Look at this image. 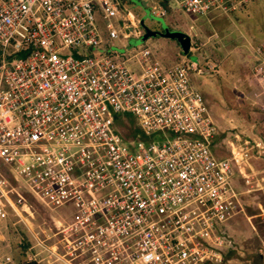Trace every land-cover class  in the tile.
Returning a JSON list of instances; mask_svg holds the SVG:
<instances>
[{
    "label": "built area",
    "instance_id": "built-area-1",
    "mask_svg": "<svg viewBox=\"0 0 264 264\" xmlns=\"http://www.w3.org/2000/svg\"><path fill=\"white\" fill-rule=\"evenodd\" d=\"M132 1L0 0V229L27 227L26 262L223 264L227 224L247 218L239 179L251 178L253 148L216 155L201 66L108 48L140 36ZM138 1L154 17L176 7L207 20L248 3ZM256 54L264 76V48ZM125 118L138 134L119 129ZM32 199L48 228L33 227ZM18 263L0 253V264Z\"/></svg>",
    "mask_w": 264,
    "mask_h": 264
},
{
    "label": "rangeland",
    "instance_id": "rangeland-1",
    "mask_svg": "<svg viewBox=\"0 0 264 264\" xmlns=\"http://www.w3.org/2000/svg\"><path fill=\"white\" fill-rule=\"evenodd\" d=\"M131 8L139 14L147 30L140 25L136 30L140 36L122 38L115 44L111 41L108 48L125 60L147 49L167 65L183 59L198 63L206 74L196 75L194 82L206 97L217 124L216 155L228 157L231 143L250 141L251 163L255 171H264V149L256 148V143L264 146V76L254 72L256 51L264 48V0H248L243 11L217 15L212 20L197 18L176 7L165 19L154 17L138 0L132 1ZM157 31H173L176 40L151 36V32ZM117 125L128 137L136 135L138 126L134 119H120ZM256 183L252 174L250 180L239 181L241 190L246 191L248 215L257 214V203L264 200L256 191ZM31 202L37 211L33 227L37 231L40 227L48 228L49 223L44 222L49 220L48 213L38 201ZM224 236L233 244L226 251L223 264H264L262 218L249 221L246 216H239L227 224ZM24 244H31L25 225L0 229L1 254L14 262L23 260Z\"/></svg>",
    "mask_w": 264,
    "mask_h": 264
},
{
    "label": "crops",
    "instance_id": "crops-1",
    "mask_svg": "<svg viewBox=\"0 0 264 264\" xmlns=\"http://www.w3.org/2000/svg\"><path fill=\"white\" fill-rule=\"evenodd\" d=\"M247 173L249 174L250 171L247 170ZM251 174H252L253 177H255L257 179V182L261 184V187L264 188V182L262 181V179H264V177H261V174H264V171H260V172L259 171H255V167L253 165V172H251L249 175L251 176ZM239 181H241V179H239ZM256 191L259 194H261L262 196H264V190L263 191H259L258 189H256ZM259 203H261L264 206V200L263 199L260 202H258L257 204H259ZM246 211H247V208H246ZM257 211H258L257 214H252V215H248L247 214V219L249 221H251L253 218L254 219L260 218V216H259V213H260L259 208H257Z\"/></svg>",
    "mask_w": 264,
    "mask_h": 264
},
{
    "label": "water",
    "instance_id": "water-1",
    "mask_svg": "<svg viewBox=\"0 0 264 264\" xmlns=\"http://www.w3.org/2000/svg\"><path fill=\"white\" fill-rule=\"evenodd\" d=\"M140 4L142 5V7H144L145 9H147V4L145 1H141ZM141 26H143L146 30H147V26H145L144 21L141 22ZM130 30L132 31V29L130 28ZM167 30V29H166ZM151 36H161V37H165V38H170V39H175L176 40V36H175V32H171V31H165V32H151ZM206 72L201 71V75H205Z\"/></svg>",
    "mask_w": 264,
    "mask_h": 264
},
{
    "label": "trees",
    "instance_id": "trees-1",
    "mask_svg": "<svg viewBox=\"0 0 264 264\" xmlns=\"http://www.w3.org/2000/svg\"><path fill=\"white\" fill-rule=\"evenodd\" d=\"M131 119V118H130ZM135 133L138 134L139 133V128L135 130ZM27 248L26 246H23V250L25 251ZM18 264H37V263H33V262H26L24 260H20L18 261Z\"/></svg>",
    "mask_w": 264,
    "mask_h": 264
}]
</instances>
